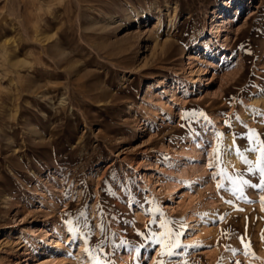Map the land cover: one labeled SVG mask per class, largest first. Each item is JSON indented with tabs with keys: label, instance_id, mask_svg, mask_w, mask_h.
Returning a JSON list of instances; mask_svg holds the SVG:
<instances>
[{
	"label": "rangeland",
	"instance_id": "obj_1",
	"mask_svg": "<svg viewBox=\"0 0 264 264\" xmlns=\"http://www.w3.org/2000/svg\"><path fill=\"white\" fill-rule=\"evenodd\" d=\"M250 129L264 0H0V264H264Z\"/></svg>",
	"mask_w": 264,
	"mask_h": 264
},
{
	"label": "bare ground",
	"instance_id": "obj_2",
	"mask_svg": "<svg viewBox=\"0 0 264 264\" xmlns=\"http://www.w3.org/2000/svg\"><path fill=\"white\" fill-rule=\"evenodd\" d=\"M223 8H222V10H223V12H226V10L228 9V5H226V2H223V6H222ZM217 18H219L220 20H217V21H215V23L213 24V33H214V35H215V38L214 39H218L219 37H220V33H221V31L223 30V27H224V23L226 22V17L225 16H223V15H218L217 16ZM176 25V24H175ZM214 39H207L206 41H205V43L203 44V45H205V47H206V49H209V50H215L217 47H219V44H218V42H215L214 43ZM195 59H198V57L196 56V54H190L189 55V65H188V70H187V72H188V74L190 75V77H189V79H190V81L191 82H193V83H195V82H197L198 81V78H196V77H192V76H194L195 74H196V70H194V61L193 60H195ZM163 85V86H162ZM166 84L164 83V81L163 80H159L157 83H155V87H158V88H162L163 89V92L161 93V94H168L170 91L172 92H174V89H175V87H173L172 85H167V86H165ZM151 89L153 88V86H151L150 87ZM172 88H174V89H172ZM156 96H158L159 95V93H156L155 94ZM154 102V101H153ZM164 105V107L166 108V109H168L169 108V104H163ZM176 190V189H175ZM181 193H182V191H181ZM177 194H180V192L178 191V192H175V193H171V197L174 199L175 198V196H177ZM172 200V199H171ZM193 199H191V201H192ZM194 201V200H193ZM196 229H197V234L199 235H202L201 234V232H202V223H196ZM204 226V225H203ZM204 229V228H203ZM43 230V229H42ZM30 231H31V227H24V230H23V232L24 233H30ZM205 231V230H204ZM46 235H49V234H47V232H45L44 233V238H43V242L45 241H47V236ZM197 235V236H198ZM33 245H34V247H39L41 244H39V243H33ZM28 246L29 245H27V248H28ZM62 246V243H61V241L60 240H57L56 241V247L55 248H60ZM64 246V245H63ZM28 250V249H27ZM54 250V248L49 252V255H48V257H47V259H45V260H43L42 262H40L39 264H46L47 262H49L50 260H51V263L53 262V261H56L57 259L56 258H54V256L52 255L53 253H51L52 251ZM50 257H52V258H50ZM27 262H28V260H26ZM57 262H59V261H57ZM16 263V262H15Z\"/></svg>",
	"mask_w": 264,
	"mask_h": 264
},
{
	"label": "snow or ice",
	"instance_id": "obj_3",
	"mask_svg": "<svg viewBox=\"0 0 264 264\" xmlns=\"http://www.w3.org/2000/svg\"><path fill=\"white\" fill-rule=\"evenodd\" d=\"M193 115L195 113H192ZM201 115H203V113H201ZM237 119H239V117H237ZM229 122L226 121V124H228ZM223 134H220L218 133L217 136H218V139L222 136ZM259 136L260 134L257 133V130L255 129H250L249 130V133H248V140L250 141L251 144L255 145L253 147H250L248 149H246L247 151L249 152H255L257 151L258 149L260 150V157H259V160L260 161H264V141H261L259 139ZM227 151V150H226ZM239 152V150H237ZM214 156L216 157V162L218 163L219 162V157H220V145L219 143L217 144V147H216V151L214 152ZM246 164H251V161H248V160H245L244 161ZM210 167H212L213 165H209ZM249 171L252 172L254 171L251 167L249 168ZM259 174H260V183H259V187L264 189V167H260L259 168ZM242 183L244 184H247L248 181H242ZM253 188L257 187L256 184H253L251 185ZM218 187H222V185H218ZM228 203H231V201H227ZM261 204L262 206H264V198H261ZM262 210H264V208H262ZM80 215H84L83 213H81ZM69 224H71L72 222L71 221H68ZM169 223V222H165L162 226H165L166 227V224ZM87 226V225H86ZM183 226V225H182ZM69 231L72 233L73 237H75L76 235V231L77 229H73V228H70ZM171 233L170 231H166L162 236L160 237H157L156 238V242L159 243L161 245V255H164L165 252H164V249L165 248H176L178 247L179 245L176 244V243H172V244H166L165 243V237L166 236H169ZM152 237H155V233H151L150 234V237L149 238H152ZM242 239V238H241ZM262 239H264V236H262ZM83 242L85 243V245L88 244L89 242V237L88 236H85L84 239H83ZM242 243H243V239H242ZM191 247H195V246H191ZM246 247H248L246 245ZM85 251L86 252H89V248L86 247L85 248ZM233 253L235 254V250H233ZM169 255H171V251L168 252ZM248 253L245 252V255H247ZM158 264H162V262H158ZM237 264H239V262H237Z\"/></svg>",
	"mask_w": 264,
	"mask_h": 264
}]
</instances>
